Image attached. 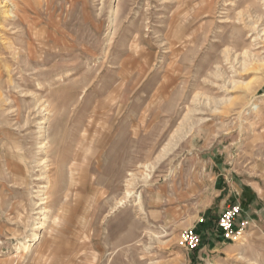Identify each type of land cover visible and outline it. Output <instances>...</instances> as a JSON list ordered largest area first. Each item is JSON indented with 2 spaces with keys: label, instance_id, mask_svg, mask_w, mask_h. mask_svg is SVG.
Listing matches in <instances>:
<instances>
[{
  "label": "rangeland",
  "instance_id": "rangeland-1",
  "mask_svg": "<svg viewBox=\"0 0 264 264\" xmlns=\"http://www.w3.org/2000/svg\"><path fill=\"white\" fill-rule=\"evenodd\" d=\"M0 264H264V0H0Z\"/></svg>",
  "mask_w": 264,
  "mask_h": 264
},
{
  "label": "built area",
  "instance_id": "built-area-1",
  "mask_svg": "<svg viewBox=\"0 0 264 264\" xmlns=\"http://www.w3.org/2000/svg\"><path fill=\"white\" fill-rule=\"evenodd\" d=\"M241 214L242 209L240 205L232 204L219 215L216 226L223 240L232 241L245 230L247 221L240 222L238 226L236 225ZM180 241L181 245L190 252L196 251L201 245V238L194 229L186 230L181 235Z\"/></svg>",
  "mask_w": 264,
  "mask_h": 264
},
{
  "label": "bare ground",
  "instance_id": "bare-ground-1",
  "mask_svg": "<svg viewBox=\"0 0 264 264\" xmlns=\"http://www.w3.org/2000/svg\"><path fill=\"white\" fill-rule=\"evenodd\" d=\"M35 240H38V238L35 237ZM23 250H26V246H22Z\"/></svg>",
  "mask_w": 264,
  "mask_h": 264
}]
</instances>
